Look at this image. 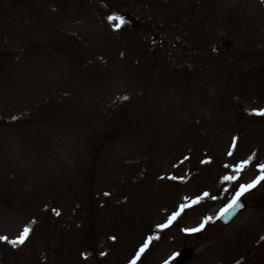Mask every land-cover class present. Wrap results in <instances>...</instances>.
I'll use <instances>...</instances> for the list:
<instances>
[{
	"label": "rangeland",
	"instance_id": "obj_1",
	"mask_svg": "<svg viewBox=\"0 0 264 264\" xmlns=\"http://www.w3.org/2000/svg\"><path fill=\"white\" fill-rule=\"evenodd\" d=\"M261 111L264 0H0V264H264Z\"/></svg>",
	"mask_w": 264,
	"mask_h": 264
},
{
	"label": "snow or ice",
	"instance_id": "obj_2",
	"mask_svg": "<svg viewBox=\"0 0 264 264\" xmlns=\"http://www.w3.org/2000/svg\"><path fill=\"white\" fill-rule=\"evenodd\" d=\"M109 20H119V23H117V24L115 25L116 28H119L122 24L125 23V21H124L123 19L119 18V17H109ZM125 99H127V98L125 97ZM257 114H258V115H264V111H261V112H259V113H257ZM225 179L230 180V179H233V177H225ZM259 179L264 180V176H261ZM258 182H259V180L255 181V182L252 183V184H249V185H246V186H241V190H240L239 192H237L236 197L233 199L232 203L228 205V207L231 208V207H233L234 205H236L237 201L239 200V198H240V196L243 194V192L247 191L249 188L254 187V186H255V183H258ZM205 195H207V193H205ZM197 202H198V201H196V200L192 201L193 204H194V203H197ZM187 206H190V205H184V206H182V207H181V210H183V207H187ZM224 211H227V209H225ZM223 214H224V212H221V215H223ZM176 215H179V213H176L175 215H173V216L169 219L168 224H170V223L172 222V220L175 219ZM211 219H212V218L209 217L208 220H205V221H204V222H203L198 228H193V229H191L190 231H192V232H199L201 229L204 228L205 224L208 223V221L211 220ZM168 224L161 225L160 227H162V228H163V227H167ZM29 231H30V229H29L28 227H25L24 230H23V232L21 233V235L18 237V239H17V240H13V241H11V243H12L13 245H16V244H23L24 241H25V239L27 238V236H28V234H29ZM0 239H6V238L0 237ZM146 247H147V245H145V248H146ZM143 251H144V248H141V249H140V253H142ZM140 253H137V258H139ZM133 264H135V261H133Z\"/></svg>",
	"mask_w": 264,
	"mask_h": 264
},
{
	"label": "water",
	"instance_id": "obj_3",
	"mask_svg": "<svg viewBox=\"0 0 264 264\" xmlns=\"http://www.w3.org/2000/svg\"><path fill=\"white\" fill-rule=\"evenodd\" d=\"M231 204V203H230ZM245 207V201L242 198H239L236 205L229 208L225 207L221 212H224L221 215V212L217 216V220L223 225L228 224L238 213H240ZM227 209V211H224ZM192 249L190 247L184 246L180 248L175 254L173 264H185L191 259Z\"/></svg>",
	"mask_w": 264,
	"mask_h": 264
},
{
	"label": "trees",
	"instance_id": "obj_4",
	"mask_svg": "<svg viewBox=\"0 0 264 264\" xmlns=\"http://www.w3.org/2000/svg\"><path fill=\"white\" fill-rule=\"evenodd\" d=\"M25 91H22V95H23V98L25 97ZM69 104L68 103H64V105L62 107H64L61 111V114H58L56 116H59L61 117L62 119L65 118L66 116H71L70 115V107H68ZM38 109V108H37ZM36 114L37 113H41L42 114V111L41 112H35ZM46 115L48 117V119H50V113L48 111H46ZM75 122L74 120V117H73V123ZM35 125V124H33ZM17 132L20 134V136H27V134H32V135H35V130H32L31 128V123H27V124H24V125H21V126H17Z\"/></svg>",
	"mask_w": 264,
	"mask_h": 264
}]
</instances>
